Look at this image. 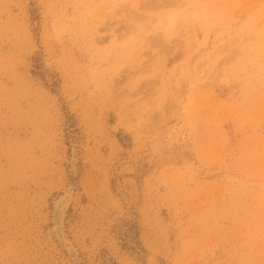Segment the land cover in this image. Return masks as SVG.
Segmentation results:
<instances>
[{"label":"rangeland","instance_id":"374dc122","mask_svg":"<svg viewBox=\"0 0 264 264\" xmlns=\"http://www.w3.org/2000/svg\"><path fill=\"white\" fill-rule=\"evenodd\" d=\"M0 264H264V0H0Z\"/></svg>","mask_w":264,"mask_h":264},{"label":"bare ground","instance_id":"6f19581e","mask_svg":"<svg viewBox=\"0 0 264 264\" xmlns=\"http://www.w3.org/2000/svg\"><path fill=\"white\" fill-rule=\"evenodd\" d=\"M173 14L175 15L174 12L173 13L171 12L170 14L168 12V15H167V18L170 20L171 24H173V22H175V16ZM164 17H165V15H164ZM167 18H165L164 20H166ZM164 20H162V21H164ZM166 22H167V20H166ZM70 175H71L72 181H74L76 179V175H77V166H76L75 162L72 163ZM70 186H71V184H70ZM70 194H71V191L69 190L66 196L63 195L59 199L56 200V202L54 203L55 206L53 207L54 208V210H53L54 211V215H53L54 216V224H53L54 228L53 229L55 231L54 233H56V235L59 237V239H61V241H64L67 243H68V240H67V237H66L64 229H63V227H64L63 226V222H64L63 218H64L65 210L69 204Z\"/></svg>","mask_w":264,"mask_h":264}]
</instances>
